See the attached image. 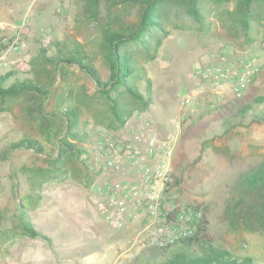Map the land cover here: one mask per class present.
Segmentation results:
<instances>
[{
	"label": "rangeland",
	"instance_id": "1",
	"mask_svg": "<svg viewBox=\"0 0 264 264\" xmlns=\"http://www.w3.org/2000/svg\"><path fill=\"white\" fill-rule=\"evenodd\" d=\"M107 9L108 2L100 0L94 21L83 16L82 0H0V31L18 27L25 17L29 21L24 39L30 56L8 69L16 74L3 85L50 75L52 92L43 99L44 113L52 117L62 107H76L80 117L75 131L87 135L69 139L86 154L56 161L62 122L53 119L41 127L33 110L38 102L26 97L0 100V264H161L168 258L169 252L141 244L147 222L140 210L121 229H113L89 201L92 185L122 177L94 171L85 160L96 164L92 155L102 133L135 138L136 113L154 122L161 140L176 139L170 161L176 184L163 198L165 209L197 207L211 244L264 264V228L248 229L231 211L239 175L264 160V19L244 32L234 18L233 2L201 0L196 18L171 8L160 45L149 57H136L140 70L131 82L148 106L117 92L112 95L127 113L121 124L83 71L68 66L59 76L40 63L42 49L47 56L55 54L54 41L77 43L106 81L100 25L110 18L114 21L108 24L119 28L138 19V9L128 4L113 8L110 15ZM12 36L3 33L0 39ZM222 56L235 71L246 61L255 70L241 96L230 83L217 93L213 81L198 74ZM184 97L191 105L180 111ZM25 139L40 143L43 152L7 150ZM126 176V181L134 177ZM24 223L36 231L35 237L25 232Z\"/></svg>",
	"mask_w": 264,
	"mask_h": 264
},
{
	"label": "trees",
	"instance_id": "2",
	"mask_svg": "<svg viewBox=\"0 0 264 264\" xmlns=\"http://www.w3.org/2000/svg\"><path fill=\"white\" fill-rule=\"evenodd\" d=\"M201 0H106L108 2L107 15L113 8L128 4L138 9V19L135 23L124 24L119 28H113L110 18L102 23L100 50L109 69V77L102 81L98 71L92 65L89 56L82 45L73 43L66 44L63 41H54L52 48L55 50L53 56H47L46 49L41 50V61L43 65H50L53 70L62 76L63 68L75 66L83 71L98 88V92L104 99L109 101L110 109L115 119L123 124L127 113L121 108L118 99L113 97L114 92L125 95L127 98L137 102L141 107L148 106L146 99L133 87L134 78L140 70L136 63L137 55L149 57L155 52L165 36V19L171 8L181 10L192 18L198 16V5ZM217 4L224 2L234 3V18L245 32L253 22L264 19V0H212ZM100 0H82V14L90 20H98V8ZM115 16V15H114ZM114 21V20H113ZM112 21V22H113ZM153 44V48H152ZM16 72H8L0 75V100H13L20 97L32 99L37 103L33 109L41 124L47 127L53 119L62 122V130L58 139L57 152L54 160L60 161L66 155L77 157L86 154L81 147L69 142V139L83 140L87 137L84 133H76L80 112L76 107L65 106L59 109L52 117L44 113L43 99H48L52 92V78L48 75L44 80L33 79L15 80L4 86L3 84L13 77ZM125 115V117H123ZM52 118V119H51ZM16 149L32 150L38 154L43 152V147L37 141L30 139L11 143L7 150ZM95 159V155H92ZM91 157V156H90ZM86 162V163H85ZM92 170H99L98 161L87 163ZM94 164V165H93ZM176 184V183H175ZM238 195L231 205V211L250 230L264 228V160L248 172H243L238 177ZM198 209L197 207H191ZM178 208L168 211V220L174 218ZM23 214V213H22ZM2 218L0 216V222ZM23 224L24 219L20 216ZM25 224V223H24ZM205 220L202 219L201 226L194 237L181 239L172 245L159 249L169 252L168 258L161 264H257L251 258H238L224 248L214 246L205 234ZM24 230L31 237L37 235L27 224Z\"/></svg>",
	"mask_w": 264,
	"mask_h": 264
},
{
	"label": "built area",
	"instance_id": "3",
	"mask_svg": "<svg viewBox=\"0 0 264 264\" xmlns=\"http://www.w3.org/2000/svg\"><path fill=\"white\" fill-rule=\"evenodd\" d=\"M27 17L18 25L15 34L0 39V67L16 68L25 59L19 54L26 50L24 35L27 33ZM14 54L9 57V54ZM252 64L246 61L239 71L222 56L218 63L201 70L198 74L211 79L219 93L223 84L232 85V91L241 96L246 82L254 73ZM191 100L184 97L180 111L190 107ZM137 136L102 133L95 147V160L99 170L108 171L121 180L94 184L89 201L106 224L113 229H121L126 218H136L138 211L144 213L147 222L141 244L162 249L174 242L194 237L201 226L203 215L200 209H179L172 220H168L164 197L175 187V177L170 168L174 137L161 140L154 122L141 114H134ZM134 177L127 180V174Z\"/></svg>",
	"mask_w": 264,
	"mask_h": 264
},
{
	"label": "crops",
	"instance_id": "4",
	"mask_svg": "<svg viewBox=\"0 0 264 264\" xmlns=\"http://www.w3.org/2000/svg\"><path fill=\"white\" fill-rule=\"evenodd\" d=\"M16 29H17V26H15V27L12 26V27H10V29H8V30H6L4 32L0 31V34L8 33V34H10L12 36V35L15 34ZM0 30H2V29H0ZM28 46H29V44H28ZM26 50H27V47H26ZM26 50H24L22 53L19 54L20 59L22 58V59L26 60L30 56V54L27 53ZM13 56H14V54H12V53L9 54V57H13ZM23 67L24 66H22L20 69L23 70L24 69ZM8 69H15V68L0 67V75H4V74L8 73ZM9 72H11V71H9Z\"/></svg>",
	"mask_w": 264,
	"mask_h": 264
}]
</instances>
